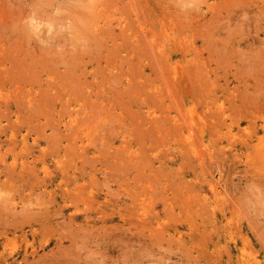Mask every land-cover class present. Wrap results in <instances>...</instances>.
Wrapping results in <instances>:
<instances>
[{"label":"rangeland","instance_id":"374dc122","mask_svg":"<svg viewBox=\"0 0 264 264\" xmlns=\"http://www.w3.org/2000/svg\"><path fill=\"white\" fill-rule=\"evenodd\" d=\"M0 264H264V0H0Z\"/></svg>","mask_w":264,"mask_h":264},{"label":"bare ground","instance_id":"6f19581e","mask_svg":"<svg viewBox=\"0 0 264 264\" xmlns=\"http://www.w3.org/2000/svg\"><path fill=\"white\" fill-rule=\"evenodd\" d=\"M128 3H129V1H128ZM134 9V8H133ZM140 14V13H139ZM136 15V14H135ZM146 28V27H145ZM90 29V28H89ZM149 47V46H148ZM172 47V46H171ZM154 48V47H153ZM152 49V48H151ZM193 52V51H192ZM155 56V55H154ZM157 56V55H156ZM161 63V62H160ZM161 66V65H160ZM162 71V70H161ZM163 77V76H162ZM167 82V81H166ZM170 92V91H169ZM87 96V95H86ZM175 103V102H174ZM201 161H203V160H201Z\"/></svg>","mask_w":264,"mask_h":264}]
</instances>
